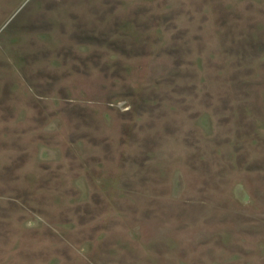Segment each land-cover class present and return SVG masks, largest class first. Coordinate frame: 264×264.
Here are the masks:
<instances>
[{
  "label": "rangeland",
  "instance_id": "1",
  "mask_svg": "<svg viewBox=\"0 0 264 264\" xmlns=\"http://www.w3.org/2000/svg\"><path fill=\"white\" fill-rule=\"evenodd\" d=\"M0 264H264V0H0Z\"/></svg>",
  "mask_w": 264,
  "mask_h": 264
}]
</instances>
